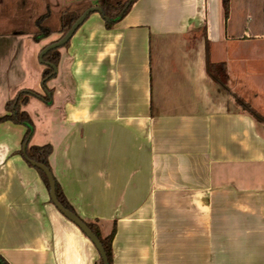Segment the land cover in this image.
Segmentation results:
<instances>
[{
  "label": "crops",
  "instance_id": "0c3cea01",
  "mask_svg": "<svg viewBox=\"0 0 264 264\" xmlns=\"http://www.w3.org/2000/svg\"><path fill=\"white\" fill-rule=\"evenodd\" d=\"M99 1L0 0V117L19 91L44 94L38 56L61 12ZM263 10L229 0L225 19L221 0H136L110 29L93 13L58 49L49 103L22 107L69 212L114 230L112 264H264V125L233 98L264 115ZM38 22L52 33L34 41ZM207 62L225 65L231 94ZM25 131L0 123V256L107 264L23 159Z\"/></svg>",
  "mask_w": 264,
  "mask_h": 264
},
{
  "label": "trees",
  "instance_id": "16d2710c",
  "mask_svg": "<svg viewBox=\"0 0 264 264\" xmlns=\"http://www.w3.org/2000/svg\"><path fill=\"white\" fill-rule=\"evenodd\" d=\"M130 0H126L124 2L115 1L114 0H100L95 7L100 9V17L104 21V26L106 29L112 28L116 23H118L122 17L126 14V12L130 9L131 5L136 0H131V4L127 7L126 11L123 13L120 19L117 17L123 11L125 6ZM228 4L229 0H221V6L223 10V16L226 19L228 15ZM91 5H78L73 9L64 10L60 15V28L58 33L61 34L62 38L71 28V26L78 20V18L89 8ZM264 12V10H263ZM52 31L41 24V22L37 23V32L34 34V41H40L42 38L49 36ZM59 38V39H60ZM58 39V40H59ZM68 44V43H67ZM65 44L64 46H67ZM59 52L58 50H52L48 52L42 58V63H40L44 69L41 73V87L44 92L43 95H40L31 90H22L17 93L14 99L8 101L5 104V112L6 114L0 117V123L9 121L13 124L22 125L25 127L26 131L24 133L22 139L23 149L20 151L23 159L26 163L35 168L44 185L47 188H50L48 179L45 173L38 168L36 165H40L50 171L48 165V158L52 152L51 147L49 145L44 146H28V143L33 135L34 126L33 123L25 111H22V107L26 105L29 98H36L43 103H49L50 98H48L50 91L45 90L46 83L55 77L56 68L59 62ZM206 69L208 75L212 78V80L219 85L222 90L226 93L231 94L229 89L226 86L227 82V74L225 65L223 63L220 64H210L207 62ZM236 106L242 111L249 114L253 119H255L258 123L264 125V116L257 113L249 104L244 102L242 99L233 95ZM55 187V198L58 204L65 210L71 211V206L68 204L64 195L62 194L58 184L54 181ZM87 228L94 235L96 240L98 241L102 253L105 257L107 264H112V238L114 235V230L105 238H102L98 228L93 224H86ZM0 264H7L4 259L0 256ZM101 264V262L99 263Z\"/></svg>",
  "mask_w": 264,
  "mask_h": 264
},
{
  "label": "water",
  "instance_id": "95a60500",
  "mask_svg": "<svg viewBox=\"0 0 264 264\" xmlns=\"http://www.w3.org/2000/svg\"><path fill=\"white\" fill-rule=\"evenodd\" d=\"M131 4V0L127 3V5L125 6V8L123 9V11L120 13V15L117 17V19H120L123 15V13L126 11L127 7ZM93 13H100V9L98 7H91L89 9H87L79 18L78 20L71 26V28L69 29V31L59 40L47 45L46 47H44L41 52L39 53V62L42 63V58L44 57V55H46L48 52L52 51V50H58L62 47H64L65 44H67L70 39L73 37V35L75 34V32L78 30V28L85 22V20ZM38 168H40L46 175L48 182H49V186H50V196L52 199V202L54 203V205L59 208L63 214L66 215V217H68L69 219H71L72 221H74L78 226H80V228H82L84 230V232L91 238H93L94 242L96 243L97 246H99L98 241L96 240V238L92 235V233L90 232V230L82 223L80 222L77 218H75V216L73 214H71L69 211L63 209L58 202L56 201L55 198V187H54V181L52 179V176L50 175L49 171L40 166V165H36Z\"/></svg>",
  "mask_w": 264,
  "mask_h": 264
},
{
  "label": "rangeland",
  "instance_id": "374dc122",
  "mask_svg": "<svg viewBox=\"0 0 264 264\" xmlns=\"http://www.w3.org/2000/svg\"><path fill=\"white\" fill-rule=\"evenodd\" d=\"M42 1H44V3L46 4V3H48V0H42ZM115 1H121V2H124V1H126V0H114V2ZM17 23V22H16ZM18 25H20L21 27H25V24L24 23H20V24H18ZM1 29H3V25H0V30ZM264 116V115H263Z\"/></svg>",
  "mask_w": 264,
  "mask_h": 264
}]
</instances>
